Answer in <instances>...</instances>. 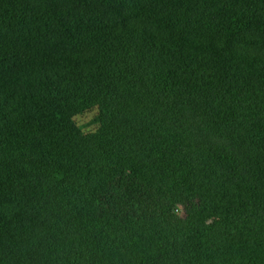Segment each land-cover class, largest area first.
Segmentation results:
<instances>
[{
    "label": "trees",
    "instance_id": "obj_1",
    "mask_svg": "<svg viewBox=\"0 0 264 264\" xmlns=\"http://www.w3.org/2000/svg\"><path fill=\"white\" fill-rule=\"evenodd\" d=\"M0 264H264V0H0Z\"/></svg>",
    "mask_w": 264,
    "mask_h": 264
},
{
    "label": "rangeland",
    "instance_id": "obj_2",
    "mask_svg": "<svg viewBox=\"0 0 264 264\" xmlns=\"http://www.w3.org/2000/svg\"><path fill=\"white\" fill-rule=\"evenodd\" d=\"M96 114L97 112L95 110H92L76 117L75 121L78 125L83 127L85 131H92L96 129V124L94 123ZM104 173L106 175L108 174L107 171H104ZM208 217H211V215L209 214Z\"/></svg>",
    "mask_w": 264,
    "mask_h": 264
}]
</instances>
